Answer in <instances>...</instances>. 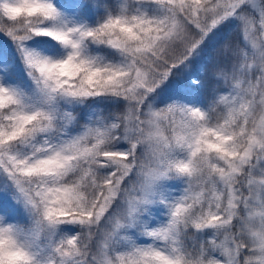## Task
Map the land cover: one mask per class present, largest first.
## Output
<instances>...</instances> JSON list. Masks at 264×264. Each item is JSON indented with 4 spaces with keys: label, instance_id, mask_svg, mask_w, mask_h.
<instances>
[{
    "label": "snow or ice",
    "instance_id": "snow-or-ice-1",
    "mask_svg": "<svg viewBox=\"0 0 264 264\" xmlns=\"http://www.w3.org/2000/svg\"><path fill=\"white\" fill-rule=\"evenodd\" d=\"M0 264H264V0H0Z\"/></svg>",
    "mask_w": 264,
    "mask_h": 264
},
{
    "label": "trees",
    "instance_id": "trees-1",
    "mask_svg": "<svg viewBox=\"0 0 264 264\" xmlns=\"http://www.w3.org/2000/svg\"><path fill=\"white\" fill-rule=\"evenodd\" d=\"M231 39L237 40V41L241 40L242 39V34L235 33V34L232 35ZM198 69H199V65H194L193 69H192L193 73L196 74L198 72Z\"/></svg>",
    "mask_w": 264,
    "mask_h": 264
}]
</instances>
